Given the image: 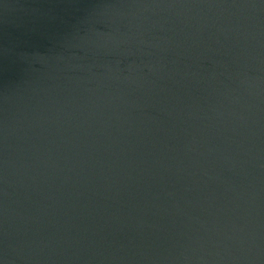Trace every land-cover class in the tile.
Returning <instances> with one entry per match:
<instances>
[{
    "label": "water",
    "instance_id": "obj_1",
    "mask_svg": "<svg viewBox=\"0 0 264 264\" xmlns=\"http://www.w3.org/2000/svg\"><path fill=\"white\" fill-rule=\"evenodd\" d=\"M0 264H264V0H0Z\"/></svg>",
    "mask_w": 264,
    "mask_h": 264
}]
</instances>
